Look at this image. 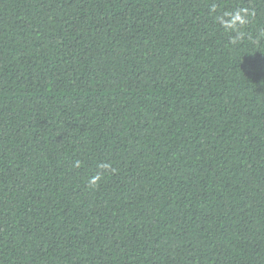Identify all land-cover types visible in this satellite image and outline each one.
<instances>
[{"label": "trees", "instance_id": "16d2710c", "mask_svg": "<svg viewBox=\"0 0 264 264\" xmlns=\"http://www.w3.org/2000/svg\"><path fill=\"white\" fill-rule=\"evenodd\" d=\"M262 31L264 0H0V264H264Z\"/></svg>", "mask_w": 264, "mask_h": 264}, {"label": "clouds", "instance_id": "9594fccd", "mask_svg": "<svg viewBox=\"0 0 264 264\" xmlns=\"http://www.w3.org/2000/svg\"><path fill=\"white\" fill-rule=\"evenodd\" d=\"M212 11H216V6H212ZM256 12L254 9L250 7H239L231 10L223 11L222 15L217 17V22L224 28V30L228 33H235L234 36L231 37L232 43H237L240 39L243 38L244 33L241 31L252 18H254ZM264 34V31H262ZM81 162L76 161L75 166L80 167ZM111 165L109 163L100 164L99 167L102 169H107ZM102 178L101 173H97L95 176L89 179L90 185H95Z\"/></svg>", "mask_w": 264, "mask_h": 264}]
</instances>
